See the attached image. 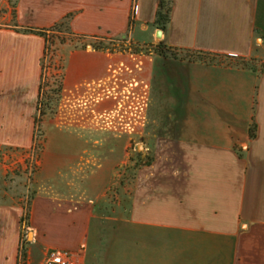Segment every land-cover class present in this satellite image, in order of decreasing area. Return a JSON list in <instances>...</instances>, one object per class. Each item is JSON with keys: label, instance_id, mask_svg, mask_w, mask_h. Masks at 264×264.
<instances>
[{"label": "crops", "instance_id": "obj_1", "mask_svg": "<svg viewBox=\"0 0 264 264\" xmlns=\"http://www.w3.org/2000/svg\"><path fill=\"white\" fill-rule=\"evenodd\" d=\"M132 1L0 0V146L29 150L35 130L44 40L19 29L72 15L75 35L154 48L66 54L28 226L0 200V264L50 249L78 264H264V73L197 56L264 64V0H169L164 30L161 0H136L129 26Z\"/></svg>", "mask_w": 264, "mask_h": 264}, {"label": "rangeland", "instance_id": "obj_2", "mask_svg": "<svg viewBox=\"0 0 264 264\" xmlns=\"http://www.w3.org/2000/svg\"><path fill=\"white\" fill-rule=\"evenodd\" d=\"M8 1L10 7L14 8L16 0H8ZM12 16H13V11H12ZM55 36L58 38H50V41H53V44L48 45V51H46L44 58L42 57V65L44 67V76H45L44 82L45 83L48 82L50 87H52L54 80L57 79L59 75L60 72L59 67H61V65L63 64V60L65 59L66 54L73 47V44L69 42H66L63 45L59 44V39H60L59 37L62 36L58 33H56ZM123 40L126 41V38H124ZM150 46L153 45H148L146 48L133 46L132 50L139 53L152 54L154 48ZM202 57L210 59L212 61L222 62L226 64H233L236 66H243L246 68H258L260 69V72L264 73V69H262L264 67V64H260L259 61L257 60L251 59V60L242 61L235 58H224V57H214V56L208 57L206 55L198 56V58H202ZM37 115L38 112L36 111L35 117ZM45 117L41 119V121L37 124V127L35 128V136L32 142L31 149L23 150V149H15V148L0 146V200L4 202L18 201L23 206V208L25 209L27 208L33 194V188H34L33 179H34V173L36 172V168H37L36 162L40 156L41 147L43 144V138L41 132H42V122ZM136 153H138V151H135V157L130 159L131 163L137 160ZM119 174H120V176H118L119 182L125 177H129L130 175H133L131 170H124V169H122ZM121 184L122 182L118 183V186L116 187L115 190L121 191L122 190ZM112 210L113 208H111L110 213H112ZM119 214H121V211L117 209L116 214L113 215L111 214L110 216L118 218ZM25 236L26 234L24 231V233L22 234L23 242L25 241ZM30 237L31 236H29V239Z\"/></svg>", "mask_w": 264, "mask_h": 264}, {"label": "trees", "instance_id": "obj_3", "mask_svg": "<svg viewBox=\"0 0 264 264\" xmlns=\"http://www.w3.org/2000/svg\"><path fill=\"white\" fill-rule=\"evenodd\" d=\"M135 3L136 0H133L132 11L129 19V26L133 24ZM170 12H171V1L169 0L159 1L157 11L155 14L154 26H156L160 30H164L169 23ZM71 17L72 15H68L62 18L59 22L45 29L26 28L21 30L19 29V31L22 33L33 34L43 38L44 40L43 58L46 51H48V45L53 44V41H50V38H58L55 36L56 33L62 36L59 37L60 38L59 44L63 45L66 42L72 43L73 44L72 49L85 48L86 45H89L91 48L98 51L135 52L132 50L133 45L126 44V41L122 39H107V38L101 39L97 37L86 39L83 36L75 35L70 30V26H69ZM198 56H201V54H198ZM214 57H219V56H214ZM64 62L65 59L63 60V64L61 65V67H59L60 68L59 75L57 79L54 80L52 87L49 86L48 82L47 83L44 82V78H45L44 67L41 62V76H40V84L38 90V99L36 103V111L38 112V115L34 118L35 128L37 127V124L41 121L43 117H45L46 115H52L57 107L58 100L60 97L61 87H62ZM262 69H264V67ZM254 133H255V125H252L250 129V138L254 137ZM41 135L43 136V133ZM34 136H35V130L33 134V140H34ZM141 155H142L141 152L136 153V157H137L136 163L134 164V166L128 168V170H131L132 174H134L137 171L139 162L141 164L142 161ZM28 206L24 210V213L21 218V224L22 226L24 225V227L28 226V219H29Z\"/></svg>", "mask_w": 264, "mask_h": 264}, {"label": "built area", "instance_id": "obj_4", "mask_svg": "<svg viewBox=\"0 0 264 264\" xmlns=\"http://www.w3.org/2000/svg\"><path fill=\"white\" fill-rule=\"evenodd\" d=\"M43 264H78L73 253L62 249H50L44 256Z\"/></svg>", "mask_w": 264, "mask_h": 264}, {"label": "water", "instance_id": "obj_5", "mask_svg": "<svg viewBox=\"0 0 264 264\" xmlns=\"http://www.w3.org/2000/svg\"><path fill=\"white\" fill-rule=\"evenodd\" d=\"M158 35H160V32H158ZM138 151H142V147H139Z\"/></svg>", "mask_w": 264, "mask_h": 264}]
</instances>
